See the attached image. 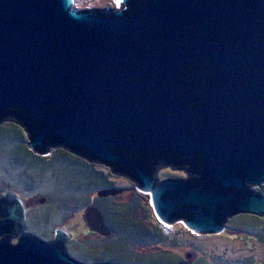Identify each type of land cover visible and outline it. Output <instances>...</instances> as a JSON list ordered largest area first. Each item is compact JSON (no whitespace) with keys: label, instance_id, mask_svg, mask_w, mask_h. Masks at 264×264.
Returning <instances> with one entry per match:
<instances>
[{"label":"water","instance_id":"95a60500","mask_svg":"<svg viewBox=\"0 0 264 264\" xmlns=\"http://www.w3.org/2000/svg\"><path fill=\"white\" fill-rule=\"evenodd\" d=\"M116 1L0 0V125L38 157L62 149L125 177L162 224L220 235L264 217V0ZM167 167L186 178L159 180ZM68 239L26 233L22 200L0 191V264H82Z\"/></svg>","mask_w":264,"mask_h":264},{"label":"rangeland","instance_id":"374dc122","mask_svg":"<svg viewBox=\"0 0 264 264\" xmlns=\"http://www.w3.org/2000/svg\"><path fill=\"white\" fill-rule=\"evenodd\" d=\"M115 5V0H74L73 7L77 11H88L110 9ZM26 149L25 134L16 124L0 125V187H22L23 185L38 187L40 183L37 181L45 178L40 174L35 176L31 174V170L37 167V162L27 155ZM59 151L62 149L52 150L50 156L42 160L48 163L45 159L55 156L60 162L72 165L74 170L69 174L66 173V169L59 170L51 180L52 187H62L64 181L67 182L65 185L67 188L72 187L73 184L74 187L82 185L81 179L86 178V173L78 167L86 169L87 166L82 165L85 164L92 166L95 172L101 173V183H110L112 186L110 188L121 190L115 196L99 198L96 193L107 188H104L102 184H96L91 188L84 187V195L80 200L74 197V200L71 198L58 202L59 207L65 209L67 215L60 221V226L57 228L69 235L67 251L74 256L72 259L82 264L98 262L160 264V260H165L163 264H178L185 260L186 255H189L190 258L187 259L189 264H203V262L206 264L232 262L264 264V258H256L254 255L256 246L264 245V217L250 215L232 217L220 235H198L186 229L181 222L172 225L164 224V227L159 224L153 213L150 196L137 191L131 181L111 174L110 170L102 165L88 164L76 157L72 159L69 157L71 154L67 156ZM6 167H8V175L3 172L7 170ZM157 177L159 180H164L185 179L186 176L182 171L167 168L157 172ZM46 180L45 178L44 185ZM255 191L264 196V184L260 188H255ZM19 198L25 205L27 217L31 219H27L31 221L28 229L42 234L40 231L42 228L38 226L47 223L48 218L44 215L37 216L33 220V216L37 210L41 211L43 207L41 205L45 203L43 198L31 191H27L25 197ZM98 209L102 214V224L98 223L95 216ZM32 221L38 226H34ZM102 225L108 230L107 233L98 230ZM43 227L47 229L45 225ZM54 229L52 227L48 231L47 237H51ZM143 231L151 235L152 241L144 240L146 243H143L140 239ZM208 241L223 243L224 246L220 251H214L211 248L203 250L198 246L199 243ZM236 243L238 245H235Z\"/></svg>","mask_w":264,"mask_h":264},{"label":"trees","instance_id":"16d2710c","mask_svg":"<svg viewBox=\"0 0 264 264\" xmlns=\"http://www.w3.org/2000/svg\"><path fill=\"white\" fill-rule=\"evenodd\" d=\"M8 123H12V122H8ZM12 124H14V123H12ZM26 150H27V155H29L31 158L35 159L36 162H37V167L35 166L31 170V172H32L31 174L33 176L39 175V174H40V176H45V178L47 179L46 180V184L44 185V182H45V178H44L41 181H37L38 183H40V185L38 187H36L34 185L31 186V187H28L26 185H23L22 187H5V186H3V187H0V191H2V190H10V191L14 192L17 196H19V197L21 196L22 198L27 195V191H31V193H35L36 196L45 197L47 199V202L40 209L42 212L37 210V213L33 216V220H35L37 218V216L41 217V216L46 215L48 220H47V223H45L43 225H45L47 227V229L44 228L42 224H40V226H38V225L37 226L42 228V230H40L42 232V234H39L37 231H35V232L31 231L32 233L37 235L42 240L48 239L49 238V237H47L48 231L52 227H54L56 229L58 226H60V221L64 217H66V215H67L66 210L60 208L59 207L60 205L58 204V202H62L65 199H71V198L74 200V197L76 199L80 200L82 198V196L84 195L83 194L84 191H85L84 187L91 188L92 186H94L96 184L97 185H101L102 184V186L104 188L112 189V188H110V187H112L110 183H105V184L101 183L102 182L101 181V173L95 172L93 170L92 166L82 164V162H80L78 159H76V160H78L82 165L87 166L86 169H84L83 167H78L79 170H81L84 173H86V178L81 179L82 180V185H78V186L74 187V184H73L72 187H68L67 188V187H65L67 182L64 181L63 184H62V187H52L51 180L55 177V175L57 174V172L59 170L66 169L65 170L66 173L69 174V173L72 172V170H74V167L72 165H70L69 163L60 162L59 160H57L55 158V156L53 158L45 159L46 162H48V163H44L42 158H46V157H38V156L34 155L32 152H30L28 149H26ZM59 152H62L63 154H66L67 156H69L68 155L69 153H67L65 151L63 152V150L59 151ZM69 157L72 158V159L74 158L73 155H71ZM6 169L7 170H3V172L6 175H8V173H9L8 167H6ZM83 180H85L84 183H83ZM40 187H42V188H40ZM27 219L31 220L29 216L27 217ZM27 219H26V222H25V227H26L27 230H29L28 229V224L31 221H28ZM32 224L34 226H36L33 221H32ZM55 229H54V231H55ZM54 231H53V233H54ZM141 236L142 237H140V239H142L143 243H146V241H148V240L152 241L151 240L152 239L151 235L147 234L146 231H143V233H141ZM144 240H146V241H144ZM69 255H70V253H69ZM70 256L72 257L73 255H70ZM164 261L160 260L159 262L162 263ZM203 264H206V263L203 262ZM230 264H242V263H240V262H232Z\"/></svg>","mask_w":264,"mask_h":264},{"label":"bare ground","instance_id":"6f19581e","mask_svg":"<svg viewBox=\"0 0 264 264\" xmlns=\"http://www.w3.org/2000/svg\"><path fill=\"white\" fill-rule=\"evenodd\" d=\"M116 1V0H115ZM117 2V1H116ZM116 6V5H115ZM117 7V6H116ZM146 196H148V194H145ZM158 221V220H157ZM159 222V221H158ZM235 245H238L237 243ZM201 249L203 250H208V249H213L214 251H220L223 248V243H216V242H203V243H199L198 245ZM234 246V245H233ZM248 254V253H247ZM254 255L256 256V258H264V245H257L256 246V250L254 252Z\"/></svg>","mask_w":264,"mask_h":264},{"label":"flooded vegetation","instance_id":"af4514ba","mask_svg":"<svg viewBox=\"0 0 264 264\" xmlns=\"http://www.w3.org/2000/svg\"><path fill=\"white\" fill-rule=\"evenodd\" d=\"M48 157V156H47ZM167 168H169V167H167ZM170 169V168H169ZM178 171H182L183 173H184V169H182V170H178ZM185 174V173H184ZM186 178V177H185ZM47 202V201H46ZM45 202V203H46ZM22 203H23V201H22ZM44 203V204H45ZM43 204V205H44ZM23 205H24V203H23ZM43 205H41V206H43ZM26 219H27V213H26V210H25V205H24V227H25V222H26ZM58 229V228H57ZM56 230V229H55ZM25 232L26 233H29V234H32V235H34L31 231H28L27 229H26V227H25ZM34 236H36L37 237V235H34ZM53 237H54V233L51 235V237H50V239L48 238V239H45V240H43V241H45V242H49V241H51L52 239H53ZM67 244H68V241L66 242V244H65V251H66V253H67V255L70 257V258H72L70 255H69V253H68V251H67ZM69 248V247H68Z\"/></svg>","mask_w":264,"mask_h":264},{"label":"clouds","instance_id":"9594fccd","mask_svg":"<svg viewBox=\"0 0 264 264\" xmlns=\"http://www.w3.org/2000/svg\"><path fill=\"white\" fill-rule=\"evenodd\" d=\"M159 224L162 225V226L164 225V224H162L161 222H159ZM164 227H165V226H164Z\"/></svg>","mask_w":264,"mask_h":264}]
</instances>
